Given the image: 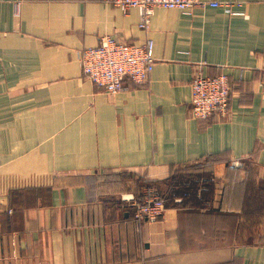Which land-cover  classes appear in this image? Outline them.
<instances>
[{
    "label": "crops",
    "instance_id": "obj_1",
    "mask_svg": "<svg viewBox=\"0 0 264 264\" xmlns=\"http://www.w3.org/2000/svg\"><path fill=\"white\" fill-rule=\"evenodd\" d=\"M216 1L141 27L116 0H0V264H264V0ZM104 35L153 41L147 82L83 73ZM221 72L227 113L195 118L193 76ZM204 162L208 199L134 217L125 197Z\"/></svg>",
    "mask_w": 264,
    "mask_h": 264
},
{
    "label": "built area",
    "instance_id": "obj_2",
    "mask_svg": "<svg viewBox=\"0 0 264 264\" xmlns=\"http://www.w3.org/2000/svg\"><path fill=\"white\" fill-rule=\"evenodd\" d=\"M121 7L134 6L141 13V27H146L155 7L177 8L190 13L195 6H221L230 10L231 3L206 0H116ZM153 41L146 39L139 43L119 41L104 35L97 45L85 47L80 54L82 71L97 86L114 92L125 87V79L134 83H145L154 64ZM192 114L195 118L207 119L213 112L225 115L228 111L230 83L224 72L214 75L196 73L191 80ZM234 165L241 164L234 161ZM200 191H198V194ZM134 208L136 219L153 221L164 212L165 199L158 188L149 186L141 199L134 195L124 198ZM175 201H181L176 196ZM210 204L209 202H206Z\"/></svg>",
    "mask_w": 264,
    "mask_h": 264
},
{
    "label": "trees",
    "instance_id": "obj_3",
    "mask_svg": "<svg viewBox=\"0 0 264 264\" xmlns=\"http://www.w3.org/2000/svg\"><path fill=\"white\" fill-rule=\"evenodd\" d=\"M212 173V169H208L205 162L195 163L188 167H171L168 168L167 173L160 178V182H164L165 188L161 189L158 186L159 182L152 186L158 188L163 195L165 199V208L169 205H181L185 201L193 199L192 197L196 198L198 191H200L203 201V199L209 198L214 188V183L210 181V177L213 175ZM248 175H250V173ZM178 195L182 196V200L180 202H175L174 198ZM202 201L200 200L199 202ZM201 208L204 209L203 206H201Z\"/></svg>",
    "mask_w": 264,
    "mask_h": 264
},
{
    "label": "rangeland",
    "instance_id": "obj_4",
    "mask_svg": "<svg viewBox=\"0 0 264 264\" xmlns=\"http://www.w3.org/2000/svg\"><path fill=\"white\" fill-rule=\"evenodd\" d=\"M241 162H242V161H241ZM254 172H256V173H254L253 176H255L256 174H257V175L262 174V171H259V172H258V171L255 170ZM162 196H163V195H162Z\"/></svg>",
    "mask_w": 264,
    "mask_h": 264
}]
</instances>
